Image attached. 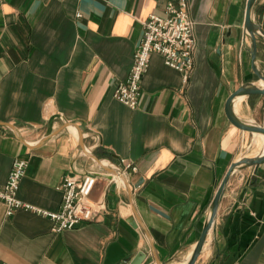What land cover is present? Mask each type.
I'll use <instances>...</instances> for the list:
<instances>
[{
    "label": "crops",
    "instance_id": "0c3cea01",
    "mask_svg": "<svg viewBox=\"0 0 264 264\" xmlns=\"http://www.w3.org/2000/svg\"><path fill=\"white\" fill-rule=\"evenodd\" d=\"M181 0L0 2V187L14 161H28L18 197L61 208L68 176L98 174L93 221L56 232L0 201V261L6 264H172L193 253L233 163L264 152L262 136L237 128L226 104L264 82V38L245 28L248 0H187L196 23L187 81L153 54L136 109L114 97L126 82L150 15ZM264 31V0L254 7ZM264 127V95L234 102ZM136 171L124 173V164ZM112 177L121 183H112ZM195 264H264V163L237 171Z\"/></svg>",
    "mask_w": 264,
    "mask_h": 264
},
{
    "label": "built area",
    "instance_id": "2783aa9c",
    "mask_svg": "<svg viewBox=\"0 0 264 264\" xmlns=\"http://www.w3.org/2000/svg\"><path fill=\"white\" fill-rule=\"evenodd\" d=\"M5 0H0V2ZM166 16L150 15L144 23V34L134 56L133 67L126 82L119 83L114 97L131 109L139 103L143 78L150 66L153 54L163 56L165 64L179 71L187 81L194 70L197 49L196 23L192 19L187 0L169 3L165 8ZM124 164V173L136 171L132 163ZM28 161L17 159L8 175L6 184L0 187V201L7 208V215H13L19 209H26L50 218L54 230L62 232L72 230L79 225L93 221L95 204L89 196L98 174L89 173L82 179L68 176L60 186L63 193L61 208L50 212L25 203L18 197L20 183L26 175ZM112 183L120 184V179L112 177ZM0 264H6L0 261Z\"/></svg>",
    "mask_w": 264,
    "mask_h": 264
},
{
    "label": "water",
    "instance_id": "95a60500",
    "mask_svg": "<svg viewBox=\"0 0 264 264\" xmlns=\"http://www.w3.org/2000/svg\"><path fill=\"white\" fill-rule=\"evenodd\" d=\"M258 0H248L247 5V13H246V22H245V28L247 32L249 33L251 39H252V55L253 60L256 58V38L257 37H263L264 38V31L260 28V26L257 24L255 18H254V7ZM254 71L256 74L260 77V79L264 82V74L261 71H258L256 67L254 66ZM261 94L264 95V87L259 88L251 83H246L243 85L240 89H238L234 94L230 96V98L227 101L226 104V113L231 121L232 124H234L237 128L247 131L249 133L257 134V135H263L264 136V127L261 125H258L256 123H250L242 121L234 112V102L239 97L245 96V95H256ZM264 163V152L255 157V158H243L240 161L233 163L227 174L225 175L215 197L212 202L211 208H210V214L208 217V220L204 226V229L202 231L201 237L191 254V256L188 258L185 264H195L198 258L201 256L207 240L208 236L214 226L218 209L220 207V203L224 197V194L226 192L227 186L232 178V176L239 170L245 169L247 167H252L256 165H260ZM144 260L143 254H138L129 264H142Z\"/></svg>",
    "mask_w": 264,
    "mask_h": 264
},
{
    "label": "bare ground",
    "instance_id": "6f19581e",
    "mask_svg": "<svg viewBox=\"0 0 264 264\" xmlns=\"http://www.w3.org/2000/svg\"><path fill=\"white\" fill-rule=\"evenodd\" d=\"M261 136H262L263 141H264V136H263V135H261ZM259 137H260V135H259ZM187 260H188V259H186V260H184V261H181V262H182L183 264H185Z\"/></svg>",
    "mask_w": 264,
    "mask_h": 264
},
{
    "label": "rangeland",
    "instance_id": "374dc122",
    "mask_svg": "<svg viewBox=\"0 0 264 264\" xmlns=\"http://www.w3.org/2000/svg\"><path fill=\"white\" fill-rule=\"evenodd\" d=\"M172 264H179V263H172Z\"/></svg>",
    "mask_w": 264,
    "mask_h": 264
}]
</instances>
